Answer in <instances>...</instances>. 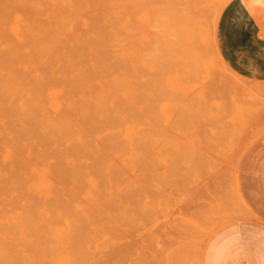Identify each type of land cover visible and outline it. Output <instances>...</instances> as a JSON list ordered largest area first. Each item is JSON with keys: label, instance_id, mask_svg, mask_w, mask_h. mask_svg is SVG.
<instances>
[{"label": "bare ground", "instance_id": "6f19581e", "mask_svg": "<svg viewBox=\"0 0 264 264\" xmlns=\"http://www.w3.org/2000/svg\"><path fill=\"white\" fill-rule=\"evenodd\" d=\"M119 1L120 3L115 0H0V264H110L111 234L109 235V232L112 213L110 212L111 194H113L110 189L111 168L127 165L130 161L140 162L144 123L150 122L147 121L150 116L155 119L159 113L166 114V109L173 108L168 102L169 105L165 107L163 105L167 103L161 102L159 86L165 79V72L164 70L161 72L164 78L162 80L160 78L162 76L159 77L157 74L158 69L161 66L173 69L176 51L179 50L185 54L193 45L187 43L189 39L207 40L211 34L210 5L213 12L210 17L213 16L214 21V17L221 13L230 0H192L194 3L189 0L192 4L186 5L174 3L175 1L179 3L180 0H173V3H165L167 0H163L164 5L150 3L145 5L142 3L144 0H141L140 4H135L134 0V2L130 0L135 7L139 8V11L140 9L141 11L150 10L153 13L152 21L148 20L146 12L140 15L142 18L146 16L147 20L143 25L147 28V35L137 29L138 25H134L131 30L126 16L128 6L126 4L129 0H124L125 4L122 3L123 0ZM147 1L145 3H148ZM207 1L211 3H205ZM150 2L152 3L153 0ZM136 20L139 23L138 19ZM210 21L212 28H215L213 26L216 20ZM216 32H212V37L215 38ZM183 40L186 42H181ZM197 49H200V46L195 50ZM198 51H196L197 55ZM204 53L206 52L202 51V55ZM178 65L183 64L177 63ZM144 66L151 68L154 75L146 77L143 72ZM197 68H200V64ZM174 71L176 74L175 69ZM186 71L189 70L186 69ZM207 73H204L205 76ZM204 74L203 77H205ZM178 85L180 83L174 87L179 88ZM192 85H189L190 88ZM174 87L171 92L175 93ZM198 87L200 86L197 85ZM190 88L188 87L189 90L185 91L189 92ZM197 88L194 89L195 92H198ZM181 97L188 103H184V106H180L181 109L177 111L179 123L181 122L180 125L184 131L187 130L191 137L194 136L193 139L196 138L194 134L211 133L213 136L215 133H222L224 130V125L220 122L222 103L208 105V100L201 97L197 106L192 108L194 105L192 104V107L189 105L190 99L187 100L183 95ZM147 116L149 118L146 120ZM173 118H169L172 119L170 121H173ZM169 132L170 130L168 134ZM151 134L153 135L152 132ZM163 138L165 140L166 137ZM206 138L203 137L204 142L211 141ZM239 139L233 142L239 143ZM162 140H157L160 145H163ZM200 140L202 141L201 138ZM246 140H248L247 137ZM187 141L188 146L184 145V147L191 146L190 149H192L193 140L187 139ZM206 142L205 145L199 144L206 147L208 143ZM204 150L205 148L200 151ZM192 152L195 154L194 150ZM184 153V156L188 154ZM207 155L204 157L207 158ZM218 157L216 161L221 159L220 156ZM236 157L234 156L235 159ZM199 158L202 159V157ZM204 159L203 162L206 160ZM208 159L211 161V158ZM214 160L212 167L214 162L217 163ZM203 162L200 163L203 165ZM180 165L179 162L178 166ZM197 165L200 166V164ZM175 167L177 168L176 165ZM138 169L143 170L141 167ZM128 170L130 171V168ZM199 170L197 171L200 173ZM217 170H214L213 174L217 173ZM209 174L212 173L209 172ZM117 176L119 177L118 174ZM209 177H206V182ZM120 194L123 193L118 192L117 197ZM128 202L130 201L126 203ZM260 220L263 222L262 219ZM185 221L183 224L186 225ZM113 222L116 221L113 220ZM186 228L183 229L186 230ZM137 249L134 248V250ZM131 261L134 260L131 259Z\"/></svg>", "mask_w": 264, "mask_h": 264}, {"label": "rangeland", "instance_id": "374dc122", "mask_svg": "<svg viewBox=\"0 0 264 264\" xmlns=\"http://www.w3.org/2000/svg\"><path fill=\"white\" fill-rule=\"evenodd\" d=\"M126 1H128V0H126ZM134 1H135V4H137V3L140 4V2H142L141 0L140 1L134 0ZM134 1L132 0V2H134ZM146 1L144 0V2H142V3L145 5L146 4L147 5H150V4L164 5L163 0H162L163 2L161 0H153L152 3L150 2L151 0L150 1L148 0L147 1L148 3H145ZM187 1H188V3H187ZM245 1L246 2L248 1L249 6L250 7L252 6V9L254 8L253 10L256 12H259L260 10L264 9V0H245ZM115 2L120 3L119 0H115ZM132 2H130V0H129V2L126 4V5H128L127 11H126V16H127L129 26L132 30V27H134V25H136V26L138 25L137 29H139L141 32H143L147 35L148 31H147V28L143 25V23H144V21L147 20L146 16L149 18L148 20H150V21L154 20L153 19L154 16H152L153 13L150 10L141 11V9H140V11H139V8L135 7L133 5L134 3H132ZM167 2L173 3V0L172 1L167 0L165 3H167ZM191 2L194 3V1H192V0H191ZM191 2H189V0H184V1L180 0L179 3L177 1H175L174 3H177L179 5H186L189 3L192 4ZM252 2H253V4H252ZM122 3L125 4L126 2H124V0H123ZM205 3H211V2L207 1ZM262 3H263V6H262ZM132 7L135 8V10ZM209 9H210L209 10V12H210L209 13V23H210L209 28L211 27L210 33L212 34L213 31L216 32V26H217L216 23L218 21L220 13L216 16V17H218L217 19H216V17H214V21L216 20V23L214 25L213 24L214 21L212 18L213 16L210 17V14L213 15L211 5H210ZM129 11H131V13H129ZM142 12L143 13L146 12L145 13L146 16H144L143 18L140 16L142 14ZM131 15H132V17H131ZM129 17H130V19H129ZM132 18H134V19H132ZM136 19H138L139 23L137 22ZM211 19L213 21L212 25H214L213 27H215V28H212V26H211V21H210ZM140 22H142V23H140ZM139 25H140V28H139ZM211 30H212V32H211ZM211 34H209V37L207 40L206 39L202 40V39H197V38L194 40L189 39L188 40L189 42L187 41V43H189L191 45L193 44L192 45L193 47L191 46L185 52V54L182 52H179V50L176 51L177 55L176 54L174 55V57H176V60L174 59V57H172L175 60V65H174L173 69H166L162 66H161L162 68L160 67L158 69V72H159V73H157L158 76L159 77L162 76V77H160L162 80L164 78L166 79V81L164 79V81H162L163 83H160L161 87L159 86V90L161 88V90H160L161 102H163V104H164V102H166V103L168 102L169 104H171L173 106L174 109L169 107L168 109H166L167 110L166 114H164V113L160 114L159 113V116L155 119H153L150 115H149L150 118L148 116L146 117V120L149 118L147 121H150V122H145L144 123L145 125L143 127L144 129H142L141 138H142V145L143 146L141 145V148H140V150H141L140 151V154H141L140 162L132 163V161H130L127 165H117V166H113V169L111 168V174H112L111 180L112 181L110 184V189H111V192L113 194H111L110 212L112 211V213L110 215L111 219H110V232H109V235L111 234L110 235L111 239L109 240L110 247H111L109 249V252H110L109 253V257H110L109 263L110 264H204L206 250L208 248L210 241L212 240V238L214 236L218 235L222 230H224L225 228H228L229 226H231L233 224H238L240 222L250 223L252 221H258L257 214L252 212L250 197L245 192V189L247 186L244 185V182L250 180L251 177H264V130H263L264 129V79L248 77V76L242 75L241 73H239L235 69H233L228 64V62H226V60L223 58L220 51L218 52L219 48H218L217 42H216V35H215L216 33H214L215 38H214V36L212 37ZM148 35H150V34H148ZM194 41L196 42L195 44H194ZM203 41L207 42V44H204ZM181 42L185 43L186 40L185 41L183 40ZM196 44L198 46H200V49L195 50L196 48H198V46ZM194 45H195V47L196 46L197 47L195 48ZM192 51H195V52H192ZM196 51L201 53V55H202V51L206 52V53H204V55H207V57L206 56L204 57V55L201 56L199 53L197 55ZM189 52H191V53H189ZM192 53H194V54H192ZM199 57H201V58H199ZM190 58H191V60L189 61ZM177 59L179 61H177ZM192 59L195 61V63ZM201 59L202 60L205 59V60L202 61ZM199 61L204 62V64H202V62L199 63ZM221 61H222V63H221ZM177 63L183 64V65L177 66ZM198 63L200 64V68H197V67H199ZM205 64H206V66H205ZM182 66H185V67H182ZM186 66L188 68L189 67H191V68L193 67V68L191 70V68L188 69ZM205 67L207 68L208 71L205 70L206 69ZM181 68L183 70H181ZM184 68H185V70H184ZM194 68L198 69V71L195 70ZM160 69H161V71H160ZM174 69L176 70L177 77H175L176 74H175ZM186 69L189 70L188 72L190 74L186 71ZM163 70L165 72L164 78H163V73L161 74V72H163ZM179 70L181 72H177ZM200 71L202 73H200ZM143 72L145 73L146 77L154 75V71L149 67L144 66ZM167 72L169 74H166ZM170 72H171V74H170ZM194 72H196V73H194ZM179 73H182V74H179ZM204 73L205 74L207 73V76H205ZM192 74H193V76H192ZM198 74H199V78H198ZM203 74L205 77H203ZM167 76L169 77V80H170L169 83H168V77ZM187 76L192 78L194 81ZM177 78H180V79H178L179 81L177 80ZM171 79H173V80H171ZM175 80L178 82H176ZM216 80H217V82H216ZM183 81H184V83H183ZM192 81H193V85H192ZM164 83H167V84H164ZM177 83L178 84L180 83V85H178V86H180L179 88L174 87L177 85ZM165 85H167V86H165ZM169 85H171V86H169ZM189 85H192L191 88ZM197 85H199L200 87L197 88ZM215 85H216V87H215ZM219 85H220V87H219ZM187 86L192 91L191 90L189 92L185 91L188 88ZM169 87H171V88H169ZM172 87H174L173 91L176 90L177 93L171 92ZM194 87L197 88L198 92H195L196 90H194L195 89ZM213 89H214V91H213ZM169 90H170V92H169ZM187 90H189V89H187ZM204 90H206V92H203ZM221 91H224V92H221ZM194 93H197V94H194ZM173 94H175V95H173ZM193 94H194V96L195 95L196 96L194 97ZM203 94H205V95H203ZM182 95H183V97L184 96L186 97L187 95L189 96V97L187 96L186 99L187 100L190 99L189 102H191V103H189V105L190 106L192 104L194 105V106L192 105L193 107L191 106L192 108H195L197 106V102L200 101L201 97H203L206 101L208 100L207 101V103L209 102L208 105L209 104L212 105L215 103H222V111H221L222 115L220 118V122H221V124L224 125V127H223L224 132L222 131L223 134L221 132H218L217 134L215 133L212 136L211 133H207V135H205V134L196 135L193 133L196 136V138H194V139H193L194 136L192 135V137H191L189 135V132L186 130L188 132V134H187V132L184 131V128L181 127V125H180L181 122L179 123L180 119L178 118V112H177L181 109V107L184 106V103L186 104V102H187V101H185V98L181 97ZM169 96L172 98V100ZM196 98H197V100H196ZM174 99H176V100H174ZM178 100H179L180 104H179V102H177ZM171 101L173 102V104ZM168 103L165 105H163L162 103L161 104L165 107V106L169 105ZM177 105L179 107L180 106L181 107L179 108ZM176 108H177V110H176ZM147 113H146V115L149 114V113L148 114ZM176 114H177V117H176ZM224 115L227 117L225 118ZM169 116H171V117H169ZM168 117L169 118L174 117L176 119L174 120V118H173V121H170L172 119H169ZM238 119H239V121H238ZM225 121L227 123H225ZM227 126H228V128L225 129V127H227ZM160 127H162L163 129H161ZM181 129L183 130V133H182ZM169 130H170V132L168 134ZM260 130H262V132ZM151 132L153 133V135L151 134ZM257 133H260V134H257ZM208 134H209V136H208ZM221 135H225V136H221ZM211 136H212L213 140H212ZM215 136H216V138H215ZM237 136H240L241 138L239 137L240 138L239 139ZM155 137H156V139H155ZM163 137H166L165 140ZM187 137H189V138H187ZM203 137L204 138L207 137L206 138L207 140L211 139L210 142L207 141L208 143L205 141L208 145V146L206 145L207 149H206V147L199 144V143L204 142ZM218 137H220V138H218ZM223 137H224V139H222ZM225 137H226V140H225ZM246 137L248 140H246ZM184 138L186 141L184 140ZM186 138L189 139V141H192V140L196 141V142L192 141V145H194V147L192 146V149L194 150L195 154L192 152L193 150L190 149L191 146L189 148L184 147V145L188 146V145H186V143L188 142ZM200 138L202 139V141L200 140ZM235 138H237V139H235ZM158 139H159V141L163 139L161 141V144H163L164 146L160 145V142L157 141ZM238 139L240 140L239 143H237L238 141L236 143L233 142V141H236ZM249 139L251 141H249ZM177 140H179V141H177ZM219 141H221V142H219ZM211 142H213V143H211ZM204 143H202V144H204ZM218 143L219 144L221 143L220 146ZM198 144L200 146L199 147L200 150L205 148V150L203 152L198 150L199 149L197 147ZM157 145H159V146H157ZM215 146L219 147V151H218V147L216 148ZM235 146H236V148H235ZM237 146H239L240 149H238L239 147L237 148ZM143 147H145V148H143ZM155 147L158 149H156ZM233 147H234V150H233ZM181 148H185V149L183 150ZM213 148L215 150L216 149L217 150L215 151ZM220 148H222V149H220ZM186 149L190 152H188ZM210 149L212 151L213 150L215 151V152L213 151L214 154L212 153V151ZM182 150H183V152H182ZM229 150H230V152H229ZM152 151H153V153H152ZM199 151L202 153L201 154L202 156L200 155ZM236 151H237V153L241 152L242 153V154L240 153L241 156H239L240 154H237ZM154 152H155V155H154ZM158 152H160V154ZM184 152H187L188 154L189 153L190 154L189 155L187 154L184 156V154H185ZM196 153H198V154L196 155ZM204 153H206V154H204ZM157 154H159V155H157ZM207 154H209V155H207ZM143 155L146 157H144ZM194 155L197 159L194 157ZM206 155H207V158L204 157ZM236 155H237V157H236ZM177 156L179 157V159ZM213 156H215V157H213ZM218 156H220L221 159L216 161V159L219 158ZM229 156H232L233 158L229 157ZM234 156L236 157V159L234 158ZM199 157H202V159H200ZM239 157H240V159H239ZM203 158L206 159V160L204 159L205 162H203ZM208 158H211V161ZM177 159H178V161H177ZM195 159L196 160L199 159L198 160L199 162L197 161V163H196ZM212 159L218 163L217 164L214 162L213 167H212V162H213ZM208 160L210 161L211 165H209L210 163L208 164V162H209ZM230 160H231V162H230ZM176 162H178V163H176ZM179 162L181 164L180 166H178ZM200 162H203V165ZM144 163L146 164V167H145ZM172 163L173 164L176 163L175 165L177 166L178 169ZM153 164H155V165H153ZM192 164H194V165H192ZM197 164H200V166ZM221 164H222V166H221ZM135 165H136V168L134 167ZM138 165H140V166H138ZM149 165H151V166H149ZM191 165H192V167H190ZM206 166H207V168H206ZM214 166L216 167V169ZM137 167L138 168L141 167L143 170H140ZM171 167L173 168V170ZM188 167L190 169H188ZM129 168H130V171L128 170ZM170 169H171V171H170ZM175 169H176V171H175ZM201 169H202V172H201ZM204 169H205V171H204ZM145 170L146 171L148 170V171L145 172ZM197 170H199L200 173ZM214 170L215 171L217 170V173L213 174V172H215ZM112 171H114V173ZM173 171H175V172H173ZM206 171H207V173H206ZM170 172H171V174H170ZM209 172L212 174H209ZM117 174L119 175V177L117 176ZM131 174H133V175L131 176ZM139 174H141V175L139 176ZM164 174H165V176H164ZM204 174H205V176H204ZM207 174L210 175L211 177H209ZM133 176L136 178H134ZM162 176H163V178H162ZM206 177H209L207 182H206V179H207ZM235 177H237V179H235ZM172 178H174V179H172ZM212 178H214L213 179L214 182L212 181ZM215 178L217 179L216 181H215ZM120 179L122 180V182ZM140 179H141V182H140ZM145 179H147V181ZM127 180H129V181H127ZM235 180H237V181H235ZM143 181H145V182H143ZM231 181H235V182L231 183ZM117 183H119V184H117ZM204 184H205V186H207V185L208 186L205 188ZM155 186H157V187H155ZM236 187L238 190L236 189ZM170 188H172V189H170ZM175 190H177V191H175ZM118 192L123 193L122 195L120 194V196H118L120 199L117 197ZM171 192H173V193H171ZM232 192L235 193V195ZM138 195H139V198H138ZM144 195H145V197H144ZM160 196H161V198H160ZM236 197L239 199H237ZM142 199H144V201ZM120 200H121V202H120ZM128 200L130 202L126 203ZM160 200H161V202H160ZM114 201H116V202H114ZM158 201H159V204H158ZM236 201H238L239 203H237ZM234 202H236V204ZM121 203H122V207H121ZM130 203H131V205H130ZM160 205H162V206H160ZM152 208H154L155 210ZM117 212H126V213L123 214V213H117ZM115 215L118 217H116ZM233 218H235V219H233ZM141 219H143L142 223H140ZM113 220L116 221L117 223L113 222ZM120 220L122 221V223ZM185 220H187V221L189 220V221L187 222ZM206 220H208V221H206ZM184 221L186 222V225H189V224L190 225L186 226L185 224H183ZM260 222L264 225V223H263L264 220H263V222L260 220ZM134 223H135V225H134ZM136 223H138V224H136ZM204 223H206V224H204ZM137 225H138V227H137ZM123 227H124V229H123ZM131 228H133V230ZM183 228L184 229L186 228V230H184ZM125 229L128 230V232ZM189 229L191 231H189ZM205 230H207V231H205ZM129 231H130L131 235L129 234ZM187 231L189 232V234ZM114 232H115V234H114ZM124 232H125V234H124ZM213 233H214V235H213ZM119 234L121 235V237ZM117 235H119V236H117ZM136 235L139 237H137ZM134 236H135V238H134ZM141 236H142V239H140ZM136 237L139 240H137ZM150 238H151V241H150ZM155 239H156V241H155ZM140 241H142V242H140ZM111 242L112 243L114 242V244H112ZM119 242H120V244H118ZM138 243H140L141 245ZM139 246L140 247L142 246V247L140 248ZM134 248L135 249L138 248V249L134 250ZM143 249H145L146 252ZM136 256L138 259L136 258ZM131 259H133L134 261H131ZM242 261H243L242 264H248V261H246L245 259ZM128 262H130V263H128ZM223 264H241V262L231 261L230 263L226 262Z\"/></svg>", "mask_w": 264, "mask_h": 264}, {"label": "crops", "instance_id": "0c3cea01", "mask_svg": "<svg viewBox=\"0 0 264 264\" xmlns=\"http://www.w3.org/2000/svg\"><path fill=\"white\" fill-rule=\"evenodd\" d=\"M216 28L217 45L226 62L242 75L264 79V9L256 12L245 0H230ZM244 185L258 221L233 224L214 236L204 264H242L244 259L248 264H264V225L260 222L264 220V177H251Z\"/></svg>", "mask_w": 264, "mask_h": 264}]
</instances>
